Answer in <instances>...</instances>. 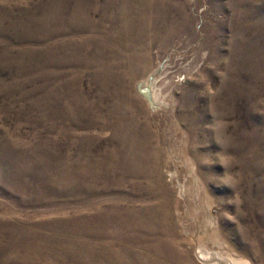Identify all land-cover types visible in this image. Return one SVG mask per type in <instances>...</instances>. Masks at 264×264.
<instances>
[{
    "label": "rangeland",
    "instance_id": "374dc122",
    "mask_svg": "<svg viewBox=\"0 0 264 264\" xmlns=\"http://www.w3.org/2000/svg\"><path fill=\"white\" fill-rule=\"evenodd\" d=\"M0 264H264V0H0Z\"/></svg>",
    "mask_w": 264,
    "mask_h": 264
},
{
    "label": "bare ground",
    "instance_id": "6f19581e",
    "mask_svg": "<svg viewBox=\"0 0 264 264\" xmlns=\"http://www.w3.org/2000/svg\"><path fill=\"white\" fill-rule=\"evenodd\" d=\"M156 86V82H153L152 84L150 85H147L145 83H141L139 84V91L140 93L142 94V96H144L145 98H149L151 97L153 94V89L155 88ZM202 256L206 258V255L201 252ZM207 259H210L209 256H207Z\"/></svg>",
    "mask_w": 264,
    "mask_h": 264
}]
</instances>
